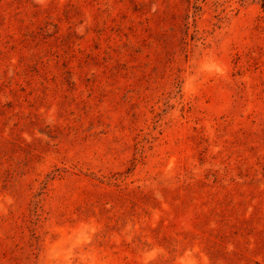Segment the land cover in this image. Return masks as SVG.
I'll return each mask as SVG.
<instances>
[{
	"label": "rangeland",
	"instance_id": "obj_1",
	"mask_svg": "<svg viewBox=\"0 0 264 264\" xmlns=\"http://www.w3.org/2000/svg\"><path fill=\"white\" fill-rule=\"evenodd\" d=\"M262 0H0V264H264Z\"/></svg>",
	"mask_w": 264,
	"mask_h": 264
},
{
	"label": "trees",
	"instance_id": "obj_2",
	"mask_svg": "<svg viewBox=\"0 0 264 264\" xmlns=\"http://www.w3.org/2000/svg\"><path fill=\"white\" fill-rule=\"evenodd\" d=\"M261 4H262V6L264 7V0H262V3H261Z\"/></svg>",
	"mask_w": 264,
	"mask_h": 264
}]
</instances>
